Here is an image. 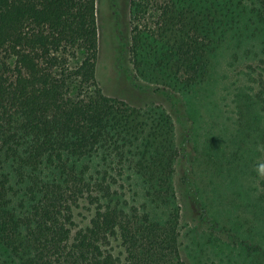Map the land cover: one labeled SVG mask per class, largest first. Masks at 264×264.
Wrapping results in <instances>:
<instances>
[{
	"label": "trees",
	"instance_id": "1",
	"mask_svg": "<svg viewBox=\"0 0 264 264\" xmlns=\"http://www.w3.org/2000/svg\"><path fill=\"white\" fill-rule=\"evenodd\" d=\"M129 28L133 80L155 93H196L211 82L222 50L244 52L234 151L219 175L255 184L243 190L245 210L259 215L248 227L257 234L264 0H130ZM99 47L97 0H0V264H185L174 119L159 105L105 95ZM206 158L212 170L214 157ZM251 237H240L241 248L262 264L264 240Z\"/></svg>",
	"mask_w": 264,
	"mask_h": 264
},
{
	"label": "rangeland",
	"instance_id": "2",
	"mask_svg": "<svg viewBox=\"0 0 264 264\" xmlns=\"http://www.w3.org/2000/svg\"><path fill=\"white\" fill-rule=\"evenodd\" d=\"M97 7L100 45L97 78L104 94L134 106L159 105L174 119L180 152L175 186L184 227L181 241L185 264H249L251 257L240 243L251 235L253 242L264 240V228H259L257 234H251L248 228L260 222L257 210H245L249 196L243 189L254 188L255 184L245 177L233 180L219 175L234 151L228 141L238 119L233 97L239 93L241 84L236 81L244 76V65L248 64L244 52L222 50L211 82L196 93H155L153 86L135 82L131 75L132 65L125 52L130 35V0H97ZM236 53L241 56L240 64L231 69ZM246 116L249 118L250 113ZM208 144L213 145L211 150ZM208 154L214 157L212 170L207 166ZM216 208L223 211L220 223L211 215ZM78 213L77 221L83 225L88 212L81 209ZM195 227L198 234H194ZM215 238L219 241L212 242ZM258 262L263 264L264 257L259 255Z\"/></svg>",
	"mask_w": 264,
	"mask_h": 264
},
{
	"label": "clouds",
	"instance_id": "3",
	"mask_svg": "<svg viewBox=\"0 0 264 264\" xmlns=\"http://www.w3.org/2000/svg\"><path fill=\"white\" fill-rule=\"evenodd\" d=\"M258 171L261 175H264V164L260 165Z\"/></svg>",
	"mask_w": 264,
	"mask_h": 264
}]
</instances>
